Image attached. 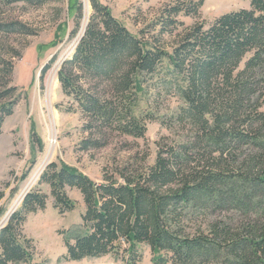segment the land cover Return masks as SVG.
Returning <instances> with one entry per match:
<instances>
[{
  "label": "trees",
  "instance_id": "obj_1",
  "mask_svg": "<svg viewBox=\"0 0 264 264\" xmlns=\"http://www.w3.org/2000/svg\"><path fill=\"white\" fill-rule=\"evenodd\" d=\"M246 1L248 9L222 15L208 28L195 22L178 32L183 23L177 17H197L203 2L175 0L138 38L107 6L89 0L83 35L57 73L85 121L79 150L104 146L106 131L143 138L139 93L159 70L174 82L183 103L174 119L187 134L181 142L158 144L152 165L128 162L112 174L103 169L100 184L64 163L46 166L37 185L48 186L53 208L60 215L74 210L67 189L80 193L85 208L75 233L63 238L64 259L112 256L137 264L144 244L153 264H264V0ZM60 2L0 0V7ZM74 6L69 40L84 17L82 4ZM152 31L157 35L147 44L144 35ZM0 34L34 35L17 21L0 22ZM163 35L175 37L169 51ZM12 72L11 60L1 55L0 134L18 103L16 88L9 87ZM38 186L0 229V264L32 259L33 241L23 225L46 208L48 196Z\"/></svg>",
  "mask_w": 264,
  "mask_h": 264
},
{
  "label": "rangeland",
  "instance_id": "obj_2",
  "mask_svg": "<svg viewBox=\"0 0 264 264\" xmlns=\"http://www.w3.org/2000/svg\"><path fill=\"white\" fill-rule=\"evenodd\" d=\"M98 1L109 8L112 16L130 34L142 38L140 32L145 31L160 11L175 0ZM192 1L203 2L198 16L179 15L177 20L183 25L178 32L195 22H201L208 28L222 15L249 8L246 0ZM77 2L83 6L84 17L79 34L69 40L75 14L74 4ZM90 13L89 0H63L40 8H30L22 3L8 8L0 7V22H20L34 34H0V56L11 60L13 64L9 87L16 88L15 94L18 96L13 114L5 119L0 134V208L4 209L0 222L11 207L19 208L24 190L37 188L41 173L50 163H64L100 184L103 169L112 174L128 162H136L134 166L152 165L158 144L181 142L187 134L174 119L183 104L174 82L166 78L164 71L159 70L155 75L145 78L142 92L139 93L136 116L145 118L144 137L134 139L106 131L104 146L86 152L79 150L80 142L87 137L82 132L85 121L73 99L63 94L57 73L62 63L71 58ZM155 35V31L144 35L145 43H153L151 38ZM174 38L169 35L161 38L162 45L168 46V51ZM15 53L19 57L11 58ZM45 67L47 70L42 73ZM260 111L264 113V98ZM51 139L54 143L48 155ZM25 173L27 176L22 181L21 177ZM38 189L48 196V200L46 208L29 214L23 225V234L33 241L34 252L29 262L21 264H122L112 256L78 262L64 259L66 250L63 238L68 233L73 235L81 224L85 209L82 197L77 190L67 189L66 193L75 202V208L60 215L53 208L48 186L42 184ZM138 252L141 261L137 264H153V256L147 245H139Z\"/></svg>",
  "mask_w": 264,
  "mask_h": 264
},
{
  "label": "water",
  "instance_id": "obj_3",
  "mask_svg": "<svg viewBox=\"0 0 264 264\" xmlns=\"http://www.w3.org/2000/svg\"><path fill=\"white\" fill-rule=\"evenodd\" d=\"M83 32H84V29L82 30L81 34L79 35L78 39H77V42H76V45L78 44L79 40L81 39L82 35H83ZM76 47V46H75ZM31 190V187L27 190H24V195L22 196V199H21V202L22 200L24 199V197L26 196V194ZM20 202V204H21ZM19 204V205H20ZM17 208H12L9 209V211L6 213V215L4 216V218L1 220L0 222V229H2L8 222L10 216L12 215V213H14L16 211Z\"/></svg>",
  "mask_w": 264,
  "mask_h": 264
},
{
  "label": "bare ground",
  "instance_id": "obj_4",
  "mask_svg": "<svg viewBox=\"0 0 264 264\" xmlns=\"http://www.w3.org/2000/svg\"><path fill=\"white\" fill-rule=\"evenodd\" d=\"M53 143H54V141L51 139V141H50V146H49V150H48V155L51 153ZM22 196H23V195H22ZM21 199H22V197H21ZM21 199H20V200H21Z\"/></svg>",
  "mask_w": 264,
  "mask_h": 264
}]
</instances>
